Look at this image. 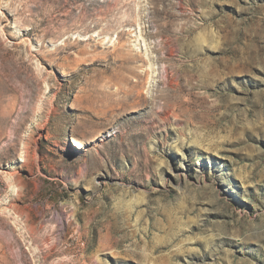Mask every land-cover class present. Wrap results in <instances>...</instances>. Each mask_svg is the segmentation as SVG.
Masks as SVG:
<instances>
[{"label":"rangeland","instance_id":"1","mask_svg":"<svg viewBox=\"0 0 264 264\" xmlns=\"http://www.w3.org/2000/svg\"><path fill=\"white\" fill-rule=\"evenodd\" d=\"M0 264H264V0H0Z\"/></svg>","mask_w":264,"mask_h":264},{"label":"bare ground","instance_id":"2","mask_svg":"<svg viewBox=\"0 0 264 264\" xmlns=\"http://www.w3.org/2000/svg\"><path fill=\"white\" fill-rule=\"evenodd\" d=\"M137 58V57H136ZM139 59H140V57H139ZM128 62V61H127ZM126 62V63H127ZM136 68V67H135ZM141 68H142V66H141ZM120 70H121V68H119ZM123 69V68H122ZM143 69V68H142ZM126 70V69H125ZM144 70V69H143ZM147 70H149V69H147ZM140 72V71H139ZM138 73V72H137ZM145 73H148V71H145ZM150 73V72H149ZM123 74H125V73H123ZM153 74V73H152ZM171 74V73H170ZM147 75V74H146ZM132 76V75H131ZM144 73L143 72H141V73H138L137 74V77H138V79L136 80V82H133L132 84H130V82H131V78H126L125 76H124V79L123 80H125L127 83L126 84H129V85H131V86H129V90H127V87L128 86H126V90H127V92H126V90H124L125 92H126V94H132V92L133 91H135V88H136V86H138V85H140V84H142L141 82H142V79L144 78ZM148 76V75H147ZM122 77V76H121ZM167 77V81H165L164 83H166L165 84V87H163V89L160 87V89H158L157 91H158V93L154 96V102H155V100L156 99H162V100H164V102H162L163 104L161 105V107H162V109L163 110H169V109H171V108H176V106H178V101H179V99H180V96H179V93L177 92V90L175 91V89H174V87H173V81H172V79L169 77V76H166ZM147 79H148V77H146ZM146 79V80H147ZM135 80V79H134ZM147 83L148 82V80H147V82L146 81H143V83ZM143 85V84H142ZM146 85V84H145ZM141 87V86H140ZM123 88V87H122ZM121 89V88H120ZM124 89V88H123ZM123 91V90H122ZM123 91V92H124ZM141 92H142V90H141ZM134 93V92H133ZM122 95V94H121ZM125 96V95H124ZM134 97H136V96H134ZM144 97V96H143ZM131 98V97H130ZM127 100H128V98H127ZM125 101V100H124ZM152 102V101H151ZM150 101H149V104L151 103ZM159 102V101H158ZM131 103V102H130ZM152 105H155V103L153 104L152 103ZM179 108V107H178ZM154 109V108H153ZM157 109V108H156ZM158 110V109H157ZM168 112V111H167ZM162 113V112H161ZM163 114H165V113H163ZM164 125V124H163ZM73 144L74 145H76V146H78V147H80V146H82V142L78 139V138H76V137H74L73 138Z\"/></svg>","mask_w":264,"mask_h":264}]
</instances>
